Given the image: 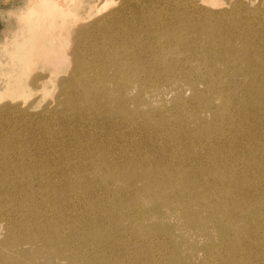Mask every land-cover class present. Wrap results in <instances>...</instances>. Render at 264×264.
<instances>
[{"label": "bare ground", "instance_id": "6f19581e", "mask_svg": "<svg viewBox=\"0 0 264 264\" xmlns=\"http://www.w3.org/2000/svg\"><path fill=\"white\" fill-rule=\"evenodd\" d=\"M40 1L27 14L57 21L58 43L46 49L59 72L74 76L54 79L68 106L45 109L37 122L43 129L59 123L57 133L35 142L34 151L27 145L31 130L15 133L14 105L0 106V131L14 134L0 136V206L7 217L0 264L39 258H15L16 233L50 264H264V40L256 27L233 14L167 10L163 0H142L154 10L143 17L134 9L132 20L134 0H121L94 21L105 8L95 0ZM106 24L111 30L97 36ZM45 36L33 37L34 44ZM29 39L15 43L25 56ZM85 57L102 73L89 95L80 89L93 87L96 75L85 72ZM9 78L8 86L19 84L9 86L14 93L25 88ZM173 93L172 108L155 106ZM68 111L77 120L91 115L108 135L119 129L130 137L114 139L115 149L95 135L67 145L63 134L72 125L61 124ZM133 133L139 137L129 145ZM126 241L135 246L125 249Z\"/></svg>", "mask_w": 264, "mask_h": 264}, {"label": "rangeland", "instance_id": "374dc122", "mask_svg": "<svg viewBox=\"0 0 264 264\" xmlns=\"http://www.w3.org/2000/svg\"><path fill=\"white\" fill-rule=\"evenodd\" d=\"M35 1L38 2L39 5L40 4L42 5L40 0H0V106L3 104H8V103L9 104L11 103L14 105L15 112H13V118L15 119V121H17V124H16L17 125V131L19 132V133L18 132H15V133L27 134L28 130H31V136H32V138L30 139L31 143L30 142L27 143V145L32 146V147L29 146L30 147L29 149L31 151H34L37 148V147L33 146V144L35 142H45V143L49 142L48 138H50V137L47 136L46 134L57 133L56 125L59 123L53 124L51 126V128L46 127L45 128L47 130V132H46L45 129L42 128V125L37 122V121H41V118L44 117L43 114H44L45 109L49 107L50 109H48V110H52V111H50V113H48V114H52L56 111H63L64 112V108H66L65 106H68L67 103L65 102L66 97L63 94H61L60 85H58L57 82H54V79L56 81H58L60 79V77L61 78L63 77V79L64 78L69 79V78H71V76H74V74L70 72L71 69H64L63 72H59V69L57 67H55V65H53L50 57L53 56L54 52H47L46 46H54L58 43L57 37L61 35V34H59V32H61V29L56 24L57 21L51 22L48 18L47 21L45 20L47 23L44 22L45 23L44 24L42 22V20L38 19V17L32 18V16H36V15H34V13H33V15L32 14L30 15L29 13L27 14V12H29L30 7H32L30 5H32ZM109 1H111L110 3L112 4V2L114 0H109ZM115 1H114L115 4H113L111 6V4L107 3L105 0H95V2L97 3V6L99 5V8L103 7L104 5H105V8H103V10H102L104 12L99 13L100 16H98L92 20L94 21L96 19H99L100 17L104 16L105 14L112 12L114 9L119 8L122 1L121 0H115ZM135 1H137V2L139 1V2L137 3ZM163 1H164V3L162 4V6L164 8H166L167 10H174V9L184 10L187 8H189V9H200L202 12L206 11V12H210L212 14H215L217 16L221 15L225 19L227 17H230L231 14H233V16H234L233 20L235 22L244 17L243 19L248 20L251 28L256 27V30H254V31H255V33H257L256 34L257 37L263 38L262 40H264V24L260 21V16L262 15V17H264V2L262 4H260V0H178V1H176V0L175 1L163 0ZM134 2H132V5H131L132 7H129V11H127L128 12L127 16H129L127 18L129 20L134 19V16H135V15H133L134 9H137L138 11H142V14H140L139 16L149 15L150 12H152L154 10V7L147 5V2H145V1L143 2L142 0H134ZM259 7H260V9H259ZM130 10H132V11H130ZM114 16L119 17V15H117V14H115ZM119 18L124 20L125 14L124 15L121 14V16ZM111 19H117V18L112 17ZM39 21L41 22V24H39L40 23ZM48 22H49V24H48ZM36 23H38V24H36ZM108 29H109V26L106 24L102 28V30L97 32V36H100L103 38L105 31H107ZM110 30L111 29H109V31ZM39 34L46 35L45 36L46 41H44V42L42 41L41 44L40 43L34 44V42H36V40H34L33 37L37 38V35H39ZM30 36L32 37V39L28 40L27 43L29 44V46H28V49L26 50V52H29V53L27 56H25L24 54L21 53V49H19L16 46V44H17V42H23L25 37L29 38ZM254 39H257V38H254ZM71 45L72 44H70V47H71ZM34 47H36V49ZM72 47H73V45H72ZM109 47H110V51H113L110 44H109ZM263 48H264V46H263ZM56 50H58V48H56ZM86 55L88 56V55H90V53H86ZM99 59L102 60V58H99ZM96 60H98V59H95V61ZM89 62H90V58L85 57L84 64H83L84 70H85V72H90L92 74H95L96 75V81H95V84H93V87L85 85V87H82V89H80L85 95H89L90 93L95 92L96 90L99 89L100 85L98 84V80L101 77L100 74H102V73H100V70H101L100 65L91 66L89 64ZM56 70L58 71V74L54 73V71H56ZM120 71H121V73L124 72V70H120ZM110 76H112L111 73H110ZM9 77L16 78V79L20 78L21 79L20 80L21 85L25 86V88L22 89L21 92L14 93V90L9 89V86L12 84H15V85H19V84L11 83L8 86V80L10 79ZM48 77H50V78H48ZM40 78H43V80H41ZM53 84H54V86H53ZM102 86H104V85H102ZM73 90H75V89H73ZM134 93H136V91H134ZM137 93H140V91H138ZM175 94L176 93L172 94V98H168V102H167V100L165 101L167 103H165V102H164L165 104L164 103H158L159 105L156 104L155 106L159 109L162 107V105H164V107L172 108L174 106V103H175V102H173ZM185 94H186L185 97L189 96L188 93H185ZM170 97H171V95H170ZM169 99H170V101H169ZM177 100H175V101H177ZM179 100L181 101L180 98H179ZM72 101H73V103L75 101L74 104L79 103V102L82 104V102L79 100L77 101L74 99ZM80 103H79V105H81ZM62 106H64V107H62ZM143 107H145V106L143 105ZM111 108H113L112 105H111ZM129 108L131 110H135L137 107L135 104H131ZM172 110L175 112L174 109H172ZM69 112H71V111H68L67 113H65V116H63V118L66 122H64V120H63L62 121L63 125L61 124V126H63V127H64V124H67L69 127L72 125L70 127L71 128L70 133L69 132H67V133L63 132V133H65L63 135H64V138L66 137L65 142L67 140V145L74 142L75 139H76L75 142L80 143L81 141H83L84 138L91 137V136L95 135L96 140L97 139L103 140V138H104L105 143L110 145L111 148L115 149V148H118V142H113L114 139H116V141H117V139H121L122 143H123L126 139L128 140V137H130V136L127 137L124 132L120 133L119 129H118V131L111 133V135H108V133H110V132L105 131L104 129L100 130V129H97L94 127L95 125L92 123L93 118L91 115H86L87 113H85L82 117L79 118L80 120L79 119L77 120V118H78V117H76L77 113H72V112L69 113ZM104 116H105V118H107L106 115H104ZM162 116L164 118H169L171 116V113L169 114L168 112H164ZM116 118H118V117H116ZM73 122H74V124H73ZM116 122L121 123V121L119 119H116ZM122 124L125 126V123H121V125ZM84 127H85V129H84ZM118 128H121V127L119 126ZM78 133H80V134H78ZM4 134L5 135H7V134L14 135L12 132L0 131V136H2ZM75 134H77V136ZM84 134H85V136H84ZM101 134H103V135H101ZM119 135H121V136H119ZM138 137H139V135H137L136 133H133V136L130 140L129 145L135 144L136 141L138 140ZM170 146L172 147V150L166 146L167 152L173 151V145L170 144ZM47 149L49 150L48 147H45V150H47ZM72 154H73L72 157H74V159H78V156H77L78 154L77 155H76V153H72ZM123 154H124V156L128 155L125 151L123 152ZM181 154L179 151L174 152V156H180ZM83 161L85 162L86 160L81 159L80 163L82 165L84 164ZM1 208L2 207L0 206V215H1L0 216V242L4 241L2 239L6 238L5 234L7 231L6 230L7 217L5 215H2V213H1L2 209ZM80 209L83 210L82 206L78 207V211L76 213H78L79 216L84 217L83 215H86V213L83 212L82 210L80 211ZM70 211H69V213H70ZM73 217H75V216H73ZM14 236H15V238H13ZM14 236H12L10 239V241L13 242V243H11L10 247L17 244L15 247L16 249L14 248L15 250L13 249L14 246L11 248L12 249L11 253L12 254L15 253L14 254L15 258L17 257V259H22L24 257L33 258V256H35V257L39 256V258H37L34 262H32V263L28 262V264H50V260L46 259V257H44L42 255H38V252L31 250L30 244H27V242H25V241H27L28 238L24 239L25 237L19 236L18 233H16ZM20 238H22V239H20ZM78 240L81 241L82 238H78ZM20 241H21V245L19 244ZM126 242H125V245L123 246L125 249L129 250L133 246H135L132 243H130V241H128L127 243ZM191 242H193V240ZM129 246H130V248H127ZM23 249H25V250H23ZM40 249H41V252H45L44 251L45 248L44 249L40 248ZM18 250H21V252ZM260 250H263V253H264V249H260ZM29 253H30V255H29ZM16 254H18V255H16ZM19 254L20 255L22 254V255L20 256ZM25 254H26V256H25ZM30 256H32V257H30ZM0 258H1V256H0ZM200 259H201V256H197L196 258H194L193 261L199 262ZM127 260H126L127 262L125 261L124 263L130 264L129 259H127ZM56 261H58V260H56ZM58 263L69 264L66 261H58ZM110 263L113 264L114 261H110Z\"/></svg>", "mask_w": 264, "mask_h": 264}]
</instances>
